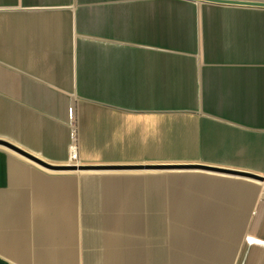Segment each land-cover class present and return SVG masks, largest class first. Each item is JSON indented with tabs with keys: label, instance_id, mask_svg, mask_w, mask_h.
<instances>
[{
	"label": "crops",
	"instance_id": "obj_1",
	"mask_svg": "<svg viewBox=\"0 0 264 264\" xmlns=\"http://www.w3.org/2000/svg\"><path fill=\"white\" fill-rule=\"evenodd\" d=\"M71 113L79 165L264 178V8L0 0V140L69 165ZM170 172L0 144V264H264V180L196 176L184 214L213 218L173 225Z\"/></svg>",
	"mask_w": 264,
	"mask_h": 264
},
{
	"label": "water",
	"instance_id": "obj_2",
	"mask_svg": "<svg viewBox=\"0 0 264 264\" xmlns=\"http://www.w3.org/2000/svg\"><path fill=\"white\" fill-rule=\"evenodd\" d=\"M217 4H229V5H241V6H251V7H261L264 8V2L261 1H246V0H204ZM0 144L16 151L17 153L23 155L24 157L42 165L52 170H72V169H80V170H121V169H162L169 170L174 172L180 171H207L218 174H227V175H237L243 176L246 178L256 179V180H264L263 177L254 175L249 172L237 171L233 169H227L223 167H216L213 165L198 163V162H183V163H133V164H106V165H79L78 167L75 165H52L44 162L43 160L31 155L30 153L23 151L17 148L15 145L0 140Z\"/></svg>",
	"mask_w": 264,
	"mask_h": 264
},
{
	"label": "rangeland",
	"instance_id": "obj_3",
	"mask_svg": "<svg viewBox=\"0 0 264 264\" xmlns=\"http://www.w3.org/2000/svg\"><path fill=\"white\" fill-rule=\"evenodd\" d=\"M171 222L173 225L184 223H195L201 219H211L213 217H196L185 215V208H189L191 201L189 199L190 191H197L196 176L204 175H226L207 171H171ZM176 178V180H174Z\"/></svg>",
	"mask_w": 264,
	"mask_h": 264
},
{
	"label": "built area",
	"instance_id": "obj_4",
	"mask_svg": "<svg viewBox=\"0 0 264 264\" xmlns=\"http://www.w3.org/2000/svg\"><path fill=\"white\" fill-rule=\"evenodd\" d=\"M70 143L68 147L69 152V165H75L78 167V151H77V136H76V128L74 125L73 115H70Z\"/></svg>",
	"mask_w": 264,
	"mask_h": 264
}]
</instances>
